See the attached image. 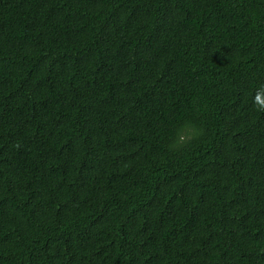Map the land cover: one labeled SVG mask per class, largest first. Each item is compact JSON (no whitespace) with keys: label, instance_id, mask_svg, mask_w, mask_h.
<instances>
[{"label":"trees","instance_id":"1","mask_svg":"<svg viewBox=\"0 0 264 264\" xmlns=\"http://www.w3.org/2000/svg\"><path fill=\"white\" fill-rule=\"evenodd\" d=\"M258 90L264 0H0V264H264Z\"/></svg>","mask_w":264,"mask_h":264},{"label":"clouds","instance_id":"2","mask_svg":"<svg viewBox=\"0 0 264 264\" xmlns=\"http://www.w3.org/2000/svg\"><path fill=\"white\" fill-rule=\"evenodd\" d=\"M264 96V90H258L257 91V95H256V100L259 101L261 100V97ZM261 110H264V103H261L259 105ZM185 132H187V135H185ZM197 133V130L192 127V126H186L185 129L180 130L177 133V137L174 140V143L172 145V147H178L180 146L182 143H184L186 140H190L192 139Z\"/></svg>","mask_w":264,"mask_h":264}]
</instances>
